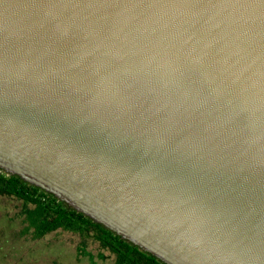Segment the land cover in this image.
Instances as JSON below:
<instances>
[{"label":"water","instance_id":"95a60500","mask_svg":"<svg viewBox=\"0 0 264 264\" xmlns=\"http://www.w3.org/2000/svg\"><path fill=\"white\" fill-rule=\"evenodd\" d=\"M0 169L165 264H264V0H0Z\"/></svg>","mask_w":264,"mask_h":264},{"label":"trees","instance_id":"16d2710c","mask_svg":"<svg viewBox=\"0 0 264 264\" xmlns=\"http://www.w3.org/2000/svg\"><path fill=\"white\" fill-rule=\"evenodd\" d=\"M0 190L14 195L29 208L23 209L35 227L36 237L46 233L67 232L75 234L86 251L89 243H97L114 257L113 264H165L155 256L121 238L104 225L76 211L53 194L32 185L17 175L0 177Z\"/></svg>","mask_w":264,"mask_h":264},{"label":"rangeland","instance_id":"374dc122","mask_svg":"<svg viewBox=\"0 0 264 264\" xmlns=\"http://www.w3.org/2000/svg\"><path fill=\"white\" fill-rule=\"evenodd\" d=\"M17 209L0 197V264H113L112 254L97 243L86 251L75 234L56 231L37 238L30 218Z\"/></svg>","mask_w":264,"mask_h":264},{"label":"crops","instance_id":"0c3cea01","mask_svg":"<svg viewBox=\"0 0 264 264\" xmlns=\"http://www.w3.org/2000/svg\"><path fill=\"white\" fill-rule=\"evenodd\" d=\"M0 197L2 198L3 202L11 204L12 208L15 209V205L18 207L17 211H19V215L23 214V209L29 208L25 205V203L17 199L14 195L5 193L0 190Z\"/></svg>","mask_w":264,"mask_h":264},{"label":"built area","instance_id":"2783aa9c","mask_svg":"<svg viewBox=\"0 0 264 264\" xmlns=\"http://www.w3.org/2000/svg\"><path fill=\"white\" fill-rule=\"evenodd\" d=\"M10 174L0 169V177H8Z\"/></svg>","mask_w":264,"mask_h":264}]
</instances>
